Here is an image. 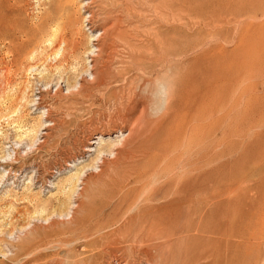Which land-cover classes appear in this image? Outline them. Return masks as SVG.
I'll list each match as a JSON object with an SVG mask.
<instances>
[{
    "label": "rangeland",
    "instance_id": "1",
    "mask_svg": "<svg viewBox=\"0 0 264 264\" xmlns=\"http://www.w3.org/2000/svg\"><path fill=\"white\" fill-rule=\"evenodd\" d=\"M170 25L175 54L190 65L195 115L189 148L184 143L174 160L188 176L175 194L167 168L156 170V181H134L125 171L140 169L141 157L109 156L125 127L104 131L98 145L89 121L105 123L111 103L66 98L68 84L90 81L111 53L125 63L140 47L151 57ZM62 54L68 60L57 67ZM115 65L114 73L126 66ZM47 110L62 128L48 129ZM134 149L124 143L113 152ZM77 173L82 183L66 182ZM199 185L207 196L191 194ZM191 195L187 215L164 221L187 230V254L203 248L191 242L206 200L204 231L195 235L212 246L199 264H264V0H0V264H142L156 254L154 237L141 231L154 221L153 199ZM176 207L186 212L185 203ZM185 244L172 243L167 264H180Z\"/></svg>",
    "mask_w": 264,
    "mask_h": 264
},
{
    "label": "bare ground",
    "instance_id": "2",
    "mask_svg": "<svg viewBox=\"0 0 264 264\" xmlns=\"http://www.w3.org/2000/svg\"><path fill=\"white\" fill-rule=\"evenodd\" d=\"M115 26H117V25H115ZM170 26H171V28L167 29L165 32V34L167 36L165 39L166 40L165 43L162 41H158L159 43L157 44V49L155 50L156 53H154V54L152 53L153 55H151V57L150 56L147 57L146 55L141 54L142 52H141L140 47L137 48V50H133V51L129 49V51H131V52H129L127 54L128 56H127V60L125 63L124 62H117V59L114 58L113 53H111L109 55L108 60L105 61V63H103V66H100V68L98 67L99 69L96 72L89 73L90 81L86 80V79L84 80V78H81L80 79L81 82H77L74 85L68 84V87H67L68 90H67L66 98H68V99L69 98H72V99L75 98L74 100H76V102L78 101V103L80 101L81 105L84 103H90L93 106V105H95L97 100H99L103 106L106 105V103H111L113 105V107L115 108V111L113 112V115L111 117H109V119L105 123L101 124L99 122L100 125L95 126V124H96V122L94 124L95 118L93 119V121H91V122L89 121L88 129L91 130V133L93 131L96 132V134H94V135L98 136L97 137L98 138V141H97L98 145L99 144L101 145L103 143V139H102L103 136L101 137V135L104 131H108V132L111 131L112 133H120L121 134L122 128L125 127L126 130L128 131L127 134L126 135L124 134L125 136H122V134H121L122 138L120 137L121 138L120 140H115L114 142H116V143H114V144L111 143L112 145L111 144L108 145L110 148H112V149H110L112 151L110 152L109 156H118V158H117V162H118L122 158H125V160L127 159L129 161H132L133 158L136 156L135 154H138V157H141V159L143 160L144 164H141L143 168L141 167L139 169L136 165L132 164L129 167L130 169L128 168V170L125 171V173H126L125 177H127V179L132 178V179H134V181L138 180V179H142V178L147 177V176H151L153 178V175L156 172V170L159 171V169L162 167L167 168V170H168L167 173L169 174L170 178L171 179L175 178V180H176V181L174 180L175 185H173V188H172L173 189L172 192L175 194V192H177L179 190V189L177 190L176 188L181 187V185L179 186L178 184L180 183V181H182V180L184 181L187 174H185V172L184 173L182 172L183 174L177 172V167L173 166L174 160H175V158H177L178 151H180L179 147H183V145L185 143V147L189 148V145H190L191 139H192V135H193V126H191V122H192V118L195 115L193 112L194 96L192 95V93H193L192 87L193 86H192V79H191L192 74L190 71V65H189L188 61H183V60L179 59L177 57V55L175 54V51H176V42L174 41L175 29H173L174 27L172 25H170ZM45 35H47V33H45ZM48 35H49V33H48ZM53 37L55 38L56 36L53 35ZM157 40H156V42H157ZM111 51H113V50H111ZM66 56L64 54H62V56L59 60V63L56 65L57 67H60L63 62L68 60ZM115 64H121V65H126V66L122 71H120L118 73H116V72L114 73L113 67L117 66ZM4 69L6 70V72L8 74H10V69H8V68L6 69V67H4ZM132 71L134 72V76L129 77L130 76L129 73ZM82 82L85 83L86 86ZM7 83L8 84L12 83V79L9 78V76L7 79ZM211 83H212V81H211ZM54 94L60 98L59 95H61V89L58 88ZM6 96H8V95H6ZM201 110H203V109H201ZM200 113H201V111H200ZM44 115H45L44 118L46 120H48V123L51 124V125H47V127H49L48 128L49 130H54L56 128H62L63 125L65 124L64 120L52 119V112L49 110H47ZM196 118L198 120V117H196ZM199 119H201V118H199ZM124 143H128V145L131 143V145L135 146V149L132 152L127 151L129 153L128 155H123L122 154L123 152L121 154L113 152L114 150L119 151V148H121L124 145ZM90 144H96V143H90ZM180 145H182V146H180ZM120 151H121V149H120ZM97 152H98V155H103V152L101 150H99ZM183 153L185 155H187L186 154L187 151L183 152ZM188 154H190V153H188ZM188 156L189 155H187V157ZM188 162H189V160H188ZM124 168H126V167H124ZM149 169H151L152 171L154 170V172L150 173ZM184 171H185V169H184ZM116 174H117V172H116ZM156 175H159V173L156 172V174L154 175V178L153 179L151 178L152 181L157 180L158 177ZM80 177H81V174L77 173V175H75V176L73 175V177L69 176V178L66 180V182L70 183V181H72L75 178L76 182L82 183V180H81L82 177L81 178ZM116 177H118V176H116ZM137 184H138V182H137ZM151 184L153 185V182H151ZM154 184H156V182H154ZM163 184H165V183H163ZM187 184L188 183H186L185 185H187ZM185 185H183L181 190L182 189L184 190ZM189 185H191V183ZM205 185H199L196 189L195 188H194V190L192 189L193 193H191V194H194V193L197 194V193L205 192L204 193V196H205L206 195ZM116 186H118V185H116ZM191 186L189 189H191ZM150 188H149V190H150ZM146 190H148V189H146ZM162 191L163 190H161V192ZM132 196H135V195L133 194ZM204 196H203V200L206 199ZM191 198H192V195L189 198L184 197V200H182V201L170 199L171 201H167L165 203H160L161 201L159 202V197L153 199L157 203L155 204V206L151 207L149 215L151 216L150 218L153 219L154 221L152 223H150L152 221L151 220L149 222L150 224L147 225L148 227L145 226V228L141 229V231H142V233H147L148 236L150 235L151 238H152V236L154 237V239L156 241V246H157L156 250H155L156 254H155V256L150 255L149 258L146 259L145 262L142 264H167V257L165 255V253L167 250H170L172 243L176 239H180L181 241H184L186 243L184 246V249L186 250L185 251L186 254L180 260V264H199V261L202 260L203 258H206V257L210 258V257H208V254H207V244H208L207 240H205L204 237L201 239H198L199 237L196 238L197 235H195L198 233V231L201 233H203V231H204V230L200 231V225H199L200 223L199 222L205 223V221H206V216H205V214H206L205 209L207 207L206 200L203 201V204L200 203V206H199L197 212L194 213V216H197V219H199V221L195 227V231H197V233H195V231H194V235H192L193 241L191 243L195 244V242L199 241L200 245L203 246V248L200 249V251L197 252L196 254H194L195 252L193 253L192 251H191L192 253L187 254V251H189L187 248L191 246L187 242L188 237H185L187 230H185L183 232V229L179 230L177 228H173V226L171 228V227H169V224L167 222H164L166 219H168V220L173 219V218L176 219V218L183 217L184 214L187 215V212L189 213L190 208L193 207L192 206L193 201H191ZM183 203H185L187 205L185 213L182 212V209L179 210L176 207L179 204H183ZM196 208H197V206H196ZM251 223H252V221H251ZM236 225H237V223H236ZM253 225H255L254 222H253ZM239 226H240V224H239ZM248 227H250V226H248ZM255 228H253V229H255ZM256 232H257V230H256ZM253 233H252V235H253ZM211 234H212V231H211ZM178 235H180V236L178 237ZM204 235H206L205 232H204ZM208 235L209 234H207V236ZM148 239H150V238H148ZM153 242H154V240H153ZM208 242H210V241H208ZM249 244H251V243H249ZM208 245H210V244H208ZM247 245H248V243H247ZM186 246H187V248H186ZM210 246H212V245H210ZM252 246H253V244H252ZM233 247L237 248V246H235V245ZM225 248L227 250H229V248H232V244H228ZM244 256H242V259ZM233 263L235 264V262H233ZM233 263L229 262V264H233ZM125 264H131V263L128 262ZM242 264H244V262H242ZM261 264H263V263H261Z\"/></svg>",
    "mask_w": 264,
    "mask_h": 264
}]
</instances>
